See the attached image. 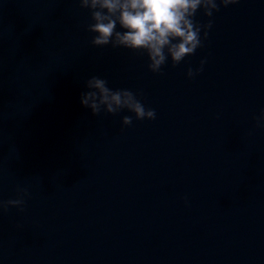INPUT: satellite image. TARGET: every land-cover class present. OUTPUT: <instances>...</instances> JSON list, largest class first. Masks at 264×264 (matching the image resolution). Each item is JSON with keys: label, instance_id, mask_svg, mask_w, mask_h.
Masks as SVG:
<instances>
[{"label": "water", "instance_id": "95a60500", "mask_svg": "<svg viewBox=\"0 0 264 264\" xmlns=\"http://www.w3.org/2000/svg\"><path fill=\"white\" fill-rule=\"evenodd\" d=\"M209 20L152 73L93 46L79 0H0V202L27 192L0 208V264H264V0L193 17ZM92 76L155 118L92 115Z\"/></svg>", "mask_w": 264, "mask_h": 264}, {"label": "clouds", "instance_id": "9594fccd", "mask_svg": "<svg viewBox=\"0 0 264 264\" xmlns=\"http://www.w3.org/2000/svg\"><path fill=\"white\" fill-rule=\"evenodd\" d=\"M237 3L238 0H79V7L88 9L90 13L91 23L87 31L94 34L91 39L93 46L112 45L141 51L147 57L148 70L160 73L166 61L175 66L202 46L211 21L194 23L197 10H201L205 17H211L218 4L228 6ZM204 63L202 59L195 72L188 68L186 77L199 74ZM84 87L87 91L80 94L79 103L92 115L126 110L132 116L122 117L124 126L130 125L133 117L136 120L155 118V111L146 109L138 94L126 89H110L103 78L92 76L85 81ZM255 127L264 128V109L256 118ZM17 193L16 199L0 202V208H22L27 192L17 189Z\"/></svg>", "mask_w": 264, "mask_h": 264}]
</instances>
